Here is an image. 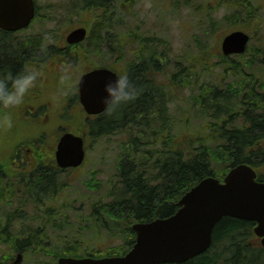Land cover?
I'll return each instance as SVG.
<instances>
[{
	"label": "trees",
	"instance_id": "1",
	"mask_svg": "<svg viewBox=\"0 0 264 264\" xmlns=\"http://www.w3.org/2000/svg\"><path fill=\"white\" fill-rule=\"evenodd\" d=\"M77 1L82 2L78 15L81 12L89 15L88 20L81 22L90 28L86 44L67 46L59 38L46 48L45 54L23 58L20 51L9 46L11 33L0 30V73L42 67L37 84L31 90L34 93L30 92L19 106L26 111L39 106V95L44 96L41 93L47 87L54 92L46 94L42 104L54 100L57 103L68 102L77 77L96 66H107L119 74L126 72L141 89L137 99L124 106L118 114L110 117L103 113L90 125V135L94 137L117 133L125 136L115 166V181L100 197V207L92 208L95 214L92 221L101 222L99 228L106 231L109 238H120L125 244L120 249L109 248L104 252L90 248L84 256L123 255L134 244L135 234L130 228L133 222L151 221L173 214L178 209V199L201 178L214 176L221 180L234 165L248 164L257 171V179L264 181V79L251 73L254 64L264 72V34L256 33L261 32L260 27L256 28L259 5H246L250 3L248 0L230 2L227 8L231 11L218 20L213 14L223 0H218L215 8L209 7L205 1L196 6L185 0L189 8L202 11L200 20H206V28L202 35L195 34L193 48L187 45L193 51L183 66V59L167 37L143 30V22L127 21L128 17L136 18L134 7L139 0ZM126 2L130 5L123 9ZM177 4L172 7L175 9ZM38 11L39 7L36 18ZM124 11L128 12V17ZM220 21L234 27L231 29L249 31L255 44L249 46L244 54L226 57L218 43L223 35L222 32L217 34L221 30ZM103 33L106 37L102 36ZM215 35L216 38L212 39ZM37 42L38 47L40 41ZM102 42L107 49L101 47ZM109 53L112 56L107 59ZM215 67H220V78L216 83L209 78ZM157 74L168 84L169 98L166 102L162 97L163 84H159L157 92L161 95H154L155 100L148 92L153 87L149 88V78H155ZM61 77L65 78L63 82ZM39 87L43 90L39 91ZM185 89L191 92V96L189 103L181 108L175 105L173 92ZM179 109L186 122L194 116L203 124L198 129L190 127L191 130H184L183 134H176V123L174 125L169 111L177 110L178 113ZM29 125L33 126L26 119L18 121L12 134L9 127L0 124L1 174L4 173L3 165L19 161L54 162L57 136L51 144L48 141L55 132H48V135L42 128L24 140H18L21 131ZM44 167L51 169L48 174L40 173ZM55 168L53 163L34 166L31 184L27 182L28 173L0 177L1 206L11 202L20 204L22 199L18 195L27 197L30 192L35 193L33 200L37 205L34 215L25 214L14 205L5 211L2 209L4 206H0V244L7 247L3 260L11 259L18 251L30 253L32 250V253L48 254L52 258L76 256L79 252L80 249L67 239L61 246L53 248L46 244L50 229L64 231L69 228L67 207L57 205L60 201L55 198L56 193L63 189V185L59 187V179L51 173ZM5 171L9 173L12 169ZM98 186L101 184L97 182ZM46 193H52L49 199L57 201V207L48 208L52 201L43 199L38 205ZM11 224L30 226L27 231L18 233L2 231V227ZM253 228L252 221L225 216L214 226L212 243L206 252L181 264H264V249L259 246Z\"/></svg>",
	"mask_w": 264,
	"mask_h": 264
},
{
	"label": "rangeland",
	"instance_id": "2",
	"mask_svg": "<svg viewBox=\"0 0 264 264\" xmlns=\"http://www.w3.org/2000/svg\"><path fill=\"white\" fill-rule=\"evenodd\" d=\"M188 1V0H186ZM185 0H176V3H179L175 6V9L172 7L173 3L170 2L168 4L167 0H139L137 5L134 7V12H136V18L128 17V12L124 11L127 15V21L129 22H138L145 23L141 28L145 31L151 30L152 33H155L158 36H165L169 39L171 45L174 47L176 53L183 59V66L188 63L190 60V54L193 51L191 48H188V44L193 48L192 41L194 40L195 34L202 35L204 33V29L206 28V20H200V16L202 11H194V9L185 6ZM193 5L196 6L201 4L202 2H206V0H190ZM209 1V0H208ZM218 0H210V6L216 7V3ZM236 0H227V2H234ZM247 1V0H245ZM250 3L246 5H256L257 13L256 18L257 26L260 27L261 32H256L259 34H264V0H248ZM175 3V4H176ZM36 4L39 7L38 18L35 22L32 23L27 29L21 30L19 32H13L10 34L8 38L9 46L12 48H16V50L21 52V57L30 58L37 57L39 55H43L46 53V48L50 45H54L56 40L59 38L65 40V36L67 32L71 29L81 24L83 20H88V14L85 12H81L79 15V9L82 5V2H78L77 0H37ZM80 5V6H79ZM230 8L221 7L217 10L216 14H213V17L216 19H221L226 13L230 12ZM119 11H117L118 13ZM120 13V12H119ZM215 15V16H214ZM121 16H124L123 14ZM88 17V18H87ZM221 30L217 32V34H225L229 29L234 28L230 26L228 27L223 21H220ZM239 27V26H238ZM254 26H252L253 28ZM150 28V29H149ZM251 28V29H252ZM106 33H103L102 36H105ZM140 35H143L140 33ZM217 35L214 36L216 38ZM106 37V36H105ZM213 38V37H212ZM39 42V46L37 47V41ZM251 46L255 44V39L251 40ZM86 44V43H85ZM174 52V51H173ZM38 71L42 70V67L38 66ZM219 70V69H218ZM215 69L214 73H211L209 78L213 79V82H217L220 78V72L217 73ZM227 75H224L225 77ZM203 78H206L204 76ZM159 81L158 79H156ZM39 91H42L43 88L39 87ZM72 91V90H71ZM70 91V92H71ZM54 91H51L49 87L46 88V91L41 94H51ZM33 94L34 92L31 91ZM158 94V93H157ZM41 96V109L43 112H48L49 116L53 118L44 120L43 124L47 125L49 122L58 123L60 119L55 118L56 114H59L62 105L54 101L47 102L46 104H42L45 100L46 96ZM161 95V94H158ZM173 99L175 101V105L178 107L185 106L188 102V98L191 96V92L188 89L185 91H174ZM165 102L167 101V97L169 98V93L166 95V98L163 96ZM185 99L187 100L185 102ZM29 100V99H28ZM72 98L68 99L70 102ZM77 101L76 98L72 102H70V106L68 102L64 103L67 111L64 112V116L71 119L75 126L73 129L78 130L80 128L81 134H84V129L80 126L82 122V114L83 111L78 110L76 107L78 105L75 104ZM74 102V103H73ZM182 108V107H181ZM178 109V108H177ZM170 110L169 114H171L174 119V125L176 123V131L178 135L183 134L184 130L198 129L203 122L201 119L193 118L186 122L185 118H183V114H181V110ZM29 113V111H28ZM60 118V117H59ZM13 119V118H12ZM185 122V123H183ZM15 121H12V127H9V133L15 132L14 129ZM66 124L64 117H62V121L60 125L64 126ZM191 127V128H190ZM42 127L40 126H29L27 129L30 134L36 133ZM55 134H58V131L52 129ZM19 134V133H18ZM30 134L23 133L19 136V139L24 140L26 137H29ZM50 133H48L49 135ZM50 140L48 143H52L55 138V134L52 133ZM125 136L122 133L117 134H107L106 136H92L89 133L86 134L87 141V157L84 160V166L80 169H68L61 173L59 176V187L63 185V197L60 198L61 201L57 199L58 204L65 205L67 209L65 211L70 215L69 218V228L64 229V231H56L53 228L50 229L47 233L48 242L46 243L48 247L53 248L54 246H61L63 241L67 239V241L72 244V246H77L80 250L78 253V257L84 255L86 251L91 249H96V251H103L104 249L116 248L120 249L125 243L120 238H109L108 233L106 231L99 228L102 226L101 222H93L92 215L94 214V210H92L93 206L100 207L98 201L109 190V186L112 182L115 181V171H116V163L117 158L121 154L120 145L125 141ZM15 180V179H14ZM13 180V181H14ZM12 181V182H13ZM87 182L85 185L84 182ZM100 183L101 186H97ZM1 190V189H0ZM24 196V195H19ZM22 199V197H21ZM44 201H52L51 204H55L57 201L45 199ZM11 202V199H10ZM21 203V202H20ZM50 204V205H51ZM57 204V205H58ZM12 205V202L6 204L3 209H9ZM70 207V209H68ZM21 210L24 213L31 214L32 209L28 207V209L21 206ZM21 225H16L12 227V230L17 232L20 229ZM3 229V227H2ZM7 251V247H3L0 245V263L7 264V262H11V259L3 260L5 253ZM32 251V250H31ZM27 253L23 252V258L20 264H53L56 263V258H52L48 254L38 255L37 253ZM106 251V250H105ZM116 255V254H112ZM6 261V263H5Z\"/></svg>",
	"mask_w": 264,
	"mask_h": 264
},
{
	"label": "water",
	"instance_id": "3",
	"mask_svg": "<svg viewBox=\"0 0 264 264\" xmlns=\"http://www.w3.org/2000/svg\"><path fill=\"white\" fill-rule=\"evenodd\" d=\"M33 0H0V29L20 31L34 18ZM86 29L70 31L68 44H78L86 37ZM249 35L233 31L222 40L223 54H241ZM117 75L105 67L83 73L78 81L81 106L89 115L103 112L101 97L103 84ZM55 151L56 164L61 168L78 167L84 160L83 141L73 133L63 134ZM256 172L248 164L230 168L222 181L205 177L178 200V210L167 217L152 221L135 222L133 246L122 256L59 257L57 264H181L206 252L212 243L214 226L225 216L255 222L254 233L264 249V182L256 180ZM19 253L15 261L19 264Z\"/></svg>",
	"mask_w": 264,
	"mask_h": 264
},
{
	"label": "clouds",
	"instance_id": "4",
	"mask_svg": "<svg viewBox=\"0 0 264 264\" xmlns=\"http://www.w3.org/2000/svg\"><path fill=\"white\" fill-rule=\"evenodd\" d=\"M40 72L34 68H24L18 72L0 73V124L12 126L11 109L21 106L27 95L36 86ZM65 78L61 77L63 82ZM141 89L122 72L103 84L101 104L107 116L118 114L124 106L135 101Z\"/></svg>",
	"mask_w": 264,
	"mask_h": 264
},
{
	"label": "flooded vegetation",
	"instance_id": "5",
	"mask_svg": "<svg viewBox=\"0 0 264 264\" xmlns=\"http://www.w3.org/2000/svg\"><path fill=\"white\" fill-rule=\"evenodd\" d=\"M110 1L113 2L112 0H110ZM129 4H130V2H126L124 4V6L125 5H129ZM102 44H103L102 45L103 47H107L106 44H105V42H102ZM74 94H75V91H72L71 92V95H74ZM39 97L42 98L41 95H39ZM78 107H79V105H78ZM28 109H29V113L25 109H22L21 107H17V108L11 109L10 111H11V115H12V118H13L12 121L14 120L15 122H18V121L22 122L23 119H26L27 121H30L33 126L36 127V126H42V124H43L42 120L43 119L44 120H48V119L53 118L52 116L46 115L45 113L42 115L40 113V111H39V108L36 107V106L35 107H30ZM80 109H81V107H80ZM62 112H63V110L61 108L59 114H56L55 115V118L59 119V117H61V115H62ZM87 118H88L87 119L88 121H90L92 119V117H87ZM89 126H90L89 123L86 121L85 122V129L88 130ZM42 128L45 131L48 130V129H55L56 131H60V130L67 131V129H70L71 130V128L69 126H62V125H60V121L58 123L51 122L49 124L48 128L46 126H44ZM47 163L48 164L49 163H53L55 165V161L54 162L53 161H49V162H46V161H43V162H39V161L38 162L19 161V162H15V163H12V164L3 165L4 167H3V170L2 171H4L5 169H12V172H10L9 174H12L14 176H15V174L22 175V174H27L28 173V178L29 179L27 180V182H28V184H31L32 183L31 176H33L32 173H33L34 166H37L38 164H47ZM55 166L57 167V165H55ZM57 169H58V167L55 168V170L52 171L51 173H52V175L55 174V177L59 178L58 177L59 174H57ZM50 170L47 167H44V168L40 169V173L45 172V174H48V172ZM0 172H1V170H0ZM7 174L8 173H6V172H4L2 174L0 173V175L2 177H4ZM46 178H48V177H46ZM62 193H63V191L62 192H58L56 194V196L58 198H62L63 197V194ZM28 194L29 195L27 196V200H29L30 202L28 203V205L23 204L22 206L24 208L26 207L27 209L29 207L30 209L35 210V207L36 206H35V203L33 201L34 194H33V192H30ZM43 195L46 197L45 199H49L52 194L46 193V194H43ZM20 197H22L23 199H25L24 196H20ZM2 207H3V205L1 206V208ZM2 231H8L9 233L13 232L12 227H10V226H8V228H3Z\"/></svg>",
	"mask_w": 264,
	"mask_h": 264
}]
</instances>
